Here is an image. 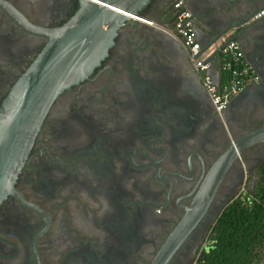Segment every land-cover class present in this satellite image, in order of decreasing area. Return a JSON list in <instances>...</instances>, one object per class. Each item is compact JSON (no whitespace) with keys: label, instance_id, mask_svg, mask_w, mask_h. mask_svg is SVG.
<instances>
[{"label":"flooded vegetation","instance_id":"obj_1","mask_svg":"<svg viewBox=\"0 0 264 264\" xmlns=\"http://www.w3.org/2000/svg\"><path fill=\"white\" fill-rule=\"evenodd\" d=\"M252 1L250 11L264 7ZM185 3L202 46L237 23L215 0ZM84 6L0 0V110L49 43L41 31L63 28ZM134 16L50 108L14 195L0 202V264H199L220 215L258 186L264 144L239 145L264 128V76L262 91L219 115L166 33L178 18L174 0H153ZM226 61L211 63L219 90Z\"/></svg>","mask_w":264,"mask_h":264},{"label":"water","instance_id":"obj_2","mask_svg":"<svg viewBox=\"0 0 264 264\" xmlns=\"http://www.w3.org/2000/svg\"><path fill=\"white\" fill-rule=\"evenodd\" d=\"M152 1L85 0L84 8L66 26L53 31H41L49 38V43L15 85L0 110V202L8 195H14L17 178L57 97L90 75L107 55L116 31L123 22ZM215 2L225 6L227 12L237 20L236 25L229 26L220 37L231 32L235 38L247 35L256 44V50L262 57L264 24L250 23L262 7L250 11V4H254L252 0ZM207 32L204 35L207 36ZM220 37L214 41L207 40L202 53L216 44ZM221 56L222 48L216 49L207 63L219 61ZM256 73L261 80L254 88H259L264 75L262 70ZM258 143L264 144V128L254 131L239 146Z\"/></svg>","mask_w":264,"mask_h":264},{"label":"built area","instance_id":"obj_3","mask_svg":"<svg viewBox=\"0 0 264 264\" xmlns=\"http://www.w3.org/2000/svg\"><path fill=\"white\" fill-rule=\"evenodd\" d=\"M174 9L178 13V18L174 29L166 33L188 54L203 79V85L217 113L222 115L233 99L238 98L247 89L258 85L261 79L254 68L245 61L244 52L232 32L220 37L216 44L202 53L203 46L198 40L192 14L187 10L185 0H174ZM129 16L132 20H140L134 15ZM250 23L264 24V8L251 18ZM219 48H222V55L227 58L223 69L229 73V80L220 90L209 76L212 65L207 63L214 51Z\"/></svg>","mask_w":264,"mask_h":264},{"label":"trees","instance_id":"obj_4","mask_svg":"<svg viewBox=\"0 0 264 264\" xmlns=\"http://www.w3.org/2000/svg\"><path fill=\"white\" fill-rule=\"evenodd\" d=\"M264 263V166L253 194L220 215L199 264Z\"/></svg>","mask_w":264,"mask_h":264},{"label":"crops","instance_id":"obj_5","mask_svg":"<svg viewBox=\"0 0 264 264\" xmlns=\"http://www.w3.org/2000/svg\"><path fill=\"white\" fill-rule=\"evenodd\" d=\"M258 26L262 27V25H258ZM235 39L238 41V43L240 44V46L244 52L245 61L248 64H250L252 67H254L256 72L259 70H262V63H261L262 57H261L260 53L256 50V48H257L256 44L253 43L251 40H249L247 38V35L243 36L242 38L236 37ZM216 76H218V74H216ZM260 87L262 88V84ZM260 87L257 89L260 90ZM253 88H254V86L251 87L250 90Z\"/></svg>","mask_w":264,"mask_h":264}]
</instances>
